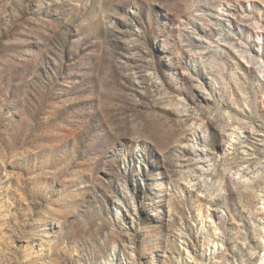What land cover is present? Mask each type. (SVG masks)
I'll return each instance as SVG.
<instances>
[{
	"label": "rangeland",
	"instance_id": "1",
	"mask_svg": "<svg viewBox=\"0 0 264 264\" xmlns=\"http://www.w3.org/2000/svg\"><path fill=\"white\" fill-rule=\"evenodd\" d=\"M257 65L264 0H0V264H260Z\"/></svg>",
	"mask_w": 264,
	"mask_h": 264
},
{
	"label": "bare ground",
	"instance_id": "2",
	"mask_svg": "<svg viewBox=\"0 0 264 264\" xmlns=\"http://www.w3.org/2000/svg\"><path fill=\"white\" fill-rule=\"evenodd\" d=\"M259 37H261L260 35H258ZM250 54V53H249ZM258 54H260V52L258 53ZM259 65V64H258ZM257 65V67L259 68V70L261 69V70H264V67L263 66H258ZM113 262H117V264H118V262H119V258H118V256L117 255H115L114 256V258H113ZM115 264V263H114ZM260 264H264V258H263V260H262V262L260 263Z\"/></svg>",
	"mask_w": 264,
	"mask_h": 264
}]
</instances>
